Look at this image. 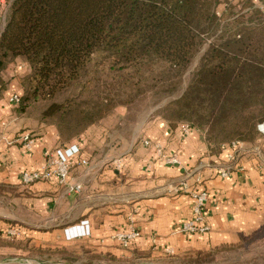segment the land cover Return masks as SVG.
Here are the masks:
<instances>
[{
  "label": "trees",
  "instance_id": "1",
  "mask_svg": "<svg viewBox=\"0 0 264 264\" xmlns=\"http://www.w3.org/2000/svg\"><path fill=\"white\" fill-rule=\"evenodd\" d=\"M255 2L245 0L235 11L226 0H11L0 32V70L10 58L27 61L16 112L35 109L34 117L53 124L64 143L114 106L129 104L131 94L157 84L175 90L212 37L162 117L230 143L250 125L249 111L264 106V11ZM220 3L225 10L218 16ZM74 86L91 95L55 100ZM38 102L45 105L35 108Z\"/></svg>",
  "mask_w": 264,
  "mask_h": 264
},
{
  "label": "crops",
  "instance_id": "2",
  "mask_svg": "<svg viewBox=\"0 0 264 264\" xmlns=\"http://www.w3.org/2000/svg\"><path fill=\"white\" fill-rule=\"evenodd\" d=\"M3 8L0 3V12ZM28 73L29 65L20 57L8 59L0 70V202H4L0 221H16L7 226L17 228L22 239L39 237L45 228L53 227L70 242H83L123 263L125 258L149 253L173 254L235 243L264 224V133L260 131L264 119L254 142H241L239 162L231 164L229 174L222 177L217 169L229 163L232 148L228 142L209 141L205 129L199 127L189 126L184 132L188 124L171 126L157 113L135 120L125 132L126 108L115 107L62 143L53 124L40 122L28 112L17 113V105L9 102L13 94H22ZM23 132L32 138L28 150L21 143H11ZM145 139L166 153L177 154L180 165L158 161L153 147L142 144ZM71 145L79 152L63 184L56 178L29 185L21 182V172L38 170L46 153ZM182 181L187 189L179 187ZM194 188L208 192V230L188 234L179 227L192 218L189 192ZM131 223L140 236L122 248L113 235Z\"/></svg>",
  "mask_w": 264,
  "mask_h": 264
},
{
  "label": "rangeland",
  "instance_id": "3",
  "mask_svg": "<svg viewBox=\"0 0 264 264\" xmlns=\"http://www.w3.org/2000/svg\"><path fill=\"white\" fill-rule=\"evenodd\" d=\"M226 1L235 7V11L240 9L243 2H245V0ZM254 1H257L254 5L264 11V2ZM224 10V3H220L216 7L217 15L220 16ZM211 38L204 39L202 46L195 53L175 90L169 91L165 85L159 84L150 86L142 93L131 94L132 100L129 104L116 105L107 114L115 107L126 108V116H128L129 121L125 123V132L132 129L133 122L137 119L143 121L156 113L162 116L166 104L180 96L186 88L193 71L198 65L201 54L207 43L212 40ZM96 75L100 76L101 74L96 73ZM103 79H105V76L101 75V81ZM80 91L78 86L71 87L66 92L58 94L55 100H62L75 95L79 98H86L85 96L91 95L89 91H82V93ZM42 104L45 105L44 102H38L34 107L37 108V105L41 107ZM34 111L29 113L30 116H35ZM248 115V117H251L250 125L240 127L230 141L254 142L258 136L257 126L260 122L258 118L264 115V106L254 107ZM110 122V126H113L115 118ZM231 129H234V127H231ZM16 202L17 200L12 201L11 206H14ZM0 206L2 207L1 211H3V201L0 202ZM12 222L13 224L17 223L16 221ZM10 224V221L2 219L0 228ZM0 236H2L0 238V264H264V224L257 231L241 237L235 243L210 249H187L173 254L149 253L139 257L125 258L123 263H117L115 259L107 254H102L98 249L85 247L83 242H70L61 237L56 231H53V227L45 228L44 233L39 237H30L29 239H22L20 232L10 237L4 236L2 233Z\"/></svg>",
  "mask_w": 264,
  "mask_h": 264
},
{
  "label": "built area",
  "instance_id": "4",
  "mask_svg": "<svg viewBox=\"0 0 264 264\" xmlns=\"http://www.w3.org/2000/svg\"><path fill=\"white\" fill-rule=\"evenodd\" d=\"M10 1L11 0H0V3L4 5V10L0 12V20L4 18V12L6 8L8 9ZM9 102L11 104L17 105L19 102V95L13 94L11 97H9ZM183 130L184 132H188L189 125H184ZM260 131L264 133V126L261 127ZM11 143H21L23 148L28 150L31 148L32 138L28 133L23 132L16 135L11 141ZM142 144L145 147L152 146L156 158L161 163L169 166L180 165V159L177 154L166 153L158 144H152L148 139L143 140ZM229 145L232 148V152L228 155L229 163L217 169L218 174L222 177L227 176L229 174L231 166L233 164H237L240 159L239 156L241 151V142L238 140H234L231 141ZM78 152V147L76 145H71L68 147H58L54 149L52 153H46V159L40 165L38 170L31 172H21V182L24 185H29L35 181H47L51 178H56L60 184H63L68 177L71 161L78 154ZM80 162L82 164L86 163L84 159H81ZM198 180L199 178H196V181ZM179 187L187 189L188 185L186 181H182ZM76 188H78V186ZM189 194L192 200V218L188 221L183 222L179 227V231L188 234L205 232L206 230H208V226L205 223V203L208 197V192L205 189L194 188L190 190ZM80 231L84 233V229L82 227ZM18 232L19 230L17 228L10 226H6L2 229V234H4V236L9 237L15 235V233ZM139 236L140 232L138 228L135 227L134 223H131L128 229L115 233L113 235V238L117 241L119 246H121L122 248H126L130 245L133 240H135Z\"/></svg>",
  "mask_w": 264,
  "mask_h": 264
}]
</instances>
